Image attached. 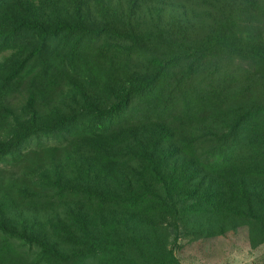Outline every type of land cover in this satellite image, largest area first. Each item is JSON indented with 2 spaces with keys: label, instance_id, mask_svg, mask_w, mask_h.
<instances>
[{
  "label": "trees",
  "instance_id": "obj_1",
  "mask_svg": "<svg viewBox=\"0 0 264 264\" xmlns=\"http://www.w3.org/2000/svg\"><path fill=\"white\" fill-rule=\"evenodd\" d=\"M5 52L0 130L13 120L2 101L24 83L28 94L0 171L30 142L60 152L47 177L37 162L0 179V264H179L140 224H182L214 201L221 220L264 224V97H252L264 91V0H0ZM79 90L92 101L36 115L42 98ZM198 125L220 132L215 143H192ZM192 186L201 201L175 207Z\"/></svg>",
  "mask_w": 264,
  "mask_h": 264
},
{
  "label": "rangeland",
  "instance_id": "obj_2",
  "mask_svg": "<svg viewBox=\"0 0 264 264\" xmlns=\"http://www.w3.org/2000/svg\"><path fill=\"white\" fill-rule=\"evenodd\" d=\"M163 15H167L171 11L168 8H164ZM185 12L187 20L197 28V26L208 27L211 26V17L206 18L191 9H186ZM8 56V52L0 54V63L4 58ZM26 84H22L18 87L17 92H13L2 101L12 111L13 120L8 121L0 130V141L9 140L11 133L16 129L18 122L22 120L21 111L25 105L27 99L28 88ZM66 97H57L54 102L44 101L42 98L40 103L36 106V115L42 117L46 115L48 109L57 111L59 115H62L66 111V107L72 108L84 106L92 100L89 99L88 93L79 90L78 93H65ZM259 96V97H257ZM253 98H263L264 91H256ZM68 110V109H67ZM67 112V111H66ZM204 125H198L201 129L194 138V142H210L215 143L216 139L220 136V132L212 129H203ZM180 136V135H179ZM202 137V138H201ZM184 138H189L185 136ZM48 146V145H47ZM36 145L34 142L25 148L24 158L22 162H18L14 166H10L0 171V179L6 178L10 173L17 176L24 168H33L34 165H42L46 163L45 177L48 176L52 163L58 161L59 152L34 154ZM60 158V156H59ZM185 160H176L170 167L174 168L177 173L183 171L180 163ZM189 162L190 160H186ZM35 163L34 165H31ZM191 172L197 171L199 168L193 163L191 164ZM189 173V172H187ZM52 177V174L49 176ZM196 177V176H195ZM16 180V179H15ZM93 188V186H90ZM186 193L175 192L172 195L175 202V207H179L181 202L185 205L195 203V201H201V188H198V192L191 195L195 187L182 188ZM219 210H209L208 206L202 204L203 213L184 221L182 224L171 218L160 221V226L153 227L151 220H144L140 224L139 230L147 236L146 239L154 240L148 237H158L161 244H164L167 248H171L172 254L179 264H264V224L259 225L254 221L236 217L230 215L223 220L219 215V211L224 207V204H219V201H214V205ZM63 216L67 214L66 211L73 209V206L67 203H60L54 205ZM240 209V207H238ZM209 210V211H208ZM237 210V207L234 208ZM242 211L245 209L241 208ZM228 215V214H227ZM38 213L34 216V221H40Z\"/></svg>",
  "mask_w": 264,
  "mask_h": 264
}]
</instances>
